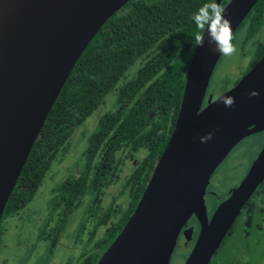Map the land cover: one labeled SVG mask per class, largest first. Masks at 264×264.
<instances>
[{
  "label": "water",
  "instance_id": "1",
  "mask_svg": "<svg viewBox=\"0 0 264 264\" xmlns=\"http://www.w3.org/2000/svg\"><path fill=\"white\" fill-rule=\"evenodd\" d=\"M128 1L0 0V220L76 61ZM222 1L215 0L192 51L170 137L134 211L96 264H169L192 215L200 228L184 264H209L264 180L263 142L244 178L207 217L204 194L215 169L241 140L264 132V54L233 87L206 99L224 49L258 2L229 0L221 8Z\"/></svg>",
  "mask_w": 264,
  "mask_h": 264
},
{
  "label": "trees",
  "instance_id": "2",
  "mask_svg": "<svg viewBox=\"0 0 264 264\" xmlns=\"http://www.w3.org/2000/svg\"><path fill=\"white\" fill-rule=\"evenodd\" d=\"M226 3L223 0L222 6ZM214 6L215 0H129L112 15L71 70L30 150L2 217L20 208L23 197L36 192L58 155L68 147L77 126L96 112L102 115L109 111L102 117L98 131L90 136V147L85 152L90 162L95 157L92 146L97 148L103 141L146 154L139 163V168L144 169L138 190L133 189L134 197L123 212V226L170 137L192 51ZM263 13L264 0H258L226 47L237 39L239 31L241 41L257 36ZM255 47L243 74L264 54V45ZM220 82L227 89L231 78L224 75ZM110 94L116 99L112 109L104 101ZM209 94L207 89L206 97ZM106 128L110 131L103 134ZM76 183L67 180L63 186L74 192ZM263 190L264 180L257 191ZM95 260L91 259L90 264Z\"/></svg>",
  "mask_w": 264,
  "mask_h": 264
},
{
  "label": "flooded vegetation",
  "instance_id": "3",
  "mask_svg": "<svg viewBox=\"0 0 264 264\" xmlns=\"http://www.w3.org/2000/svg\"><path fill=\"white\" fill-rule=\"evenodd\" d=\"M223 6L221 5V8ZM262 16V24L259 25L257 36L250 39L254 43L253 50L257 48L255 45H264V13ZM249 28L253 30L251 25ZM244 37L246 39L247 36ZM250 59L251 57L248 56L247 66ZM205 104L206 102H204ZM108 112L99 114L96 127L92 129L91 134L98 131L102 117ZM108 131L110 130L106 128L102 132L106 134ZM91 134L86 147L80 152L82 154L79 157L81 167L66 165L63 167L66 170L64 179L46 191L45 195L40 196L36 193L42 183L29 198L23 197L20 208L1 217L0 264H90L91 259H96L94 262L96 264L120 233L132 214L128 216L122 226L123 212L129 208V201L134 197L132 191L133 189L138 190L140 175L144 169L139 168V163L146 154L143 150L132 152L128 147L119 143L110 145L108 141H103L98 144L97 148L92 146L91 150H95V157L90 162L88 154L85 152L90 147ZM255 135L263 137L264 132L250 135L238 144ZM81 136L83 139L86 138L84 132ZM82 138L79 142H83ZM69 145L72 146L71 137ZM65 154L66 150L58 158L61 156L62 160ZM225 160L226 158L223 161L226 162ZM219 167L220 165L211 175L204 194L208 218L211 217L226 194L241 182L249 169L248 167L243 177L235 185L229 187L222 194H218L212 188V183ZM58 170L55 171L52 166L47 173L48 180H57L56 172ZM67 180L77 181L74 192H71L73 188H69L68 192V187L63 186ZM146 185L141 190L139 199ZM257 189L236 218L230 229V235L233 234L236 225L246 228L244 236L248 233L247 229L263 230L264 190L258 192ZM40 202L45 203L44 207L37 206ZM199 228L197 218L192 215L178 234L169 264H184L195 243ZM188 229H192V231H188ZM14 247H17L18 250L13 251L11 248ZM180 251L185 255L182 259L179 256ZM209 264H211V260ZM221 264L238 263L234 259V261L230 260Z\"/></svg>",
  "mask_w": 264,
  "mask_h": 264
},
{
  "label": "rangeland",
  "instance_id": "4",
  "mask_svg": "<svg viewBox=\"0 0 264 264\" xmlns=\"http://www.w3.org/2000/svg\"><path fill=\"white\" fill-rule=\"evenodd\" d=\"M241 35L242 31H239L236 36L237 39L232 44H229L228 47L225 48L226 50L224 49V52L217 63L208 88L213 99L230 89L234 80L241 77L246 69L248 56L251 57L252 55L254 43L250 40L247 41L248 39L241 41ZM242 47L244 48L242 49ZM131 70L133 69L131 68L129 72ZM224 75H229L231 78V83L227 86V89L221 87L220 80ZM115 100L114 95H107L104 100L105 106H108V109H112ZM99 114L101 113L96 112L91 115L81 123V126H77L73 131L70 136L72 146L67 143L68 147L66 148L64 158L61 160L60 156L53 164L55 171L59 169L58 172H56L58 175L57 180L50 181L48 180L49 175H47L36 193L40 194V196L45 195L46 191L52 189L53 186L62 181L66 175V170L63 167L66 165L71 167L82 166L79 159L80 155H82L80 152L86 147L88 137L93 132L92 129L96 127ZM83 132L86 134L85 139L81 136ZM81 138L83 139V142H79ZM263 140L264 136L261 137L260 135H255L238 144L231 150L226 157V162L223 161L220 164L212 183V188L218 194L225 192L243 177V174L247 171L248 167H250L252 160L255 159L258 151L261 149L264 142ZM44 204L45 203L40 202L37 206L44 207ZM262 227L263 230L247 229L248 233L244 236V230L246 228L236 225L233 234L225 238L217 252L212 257L211 264H221L222 262H228L230 260L234 261V259L237 260L238 264H264V223H262ZM11 249H13V251L18 250L17 247ZM41 250L42 248L40 249V252ZM179 256L181 259L182 257H185L182 251H180Z\"/></svg>",
  "mask_w": 264,
  "mask_h": 264
}]
</instances>
